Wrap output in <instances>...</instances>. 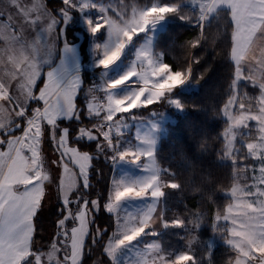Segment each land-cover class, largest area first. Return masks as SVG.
Returning a JSON list of instances; mask_svg holds the SVG:
<instances>
[{
    "label": "snow or ice",
    "instance_id": "snow-or-ice-1",
    "mask_svg": "<svg viewBox=\"0 0 264 264\" xmlns=\"http://www.w3.org/2000/svg\"><path fill=\"white\" fill-rule=\"evenodd\" d=\"M173 18L199 29L187 42L191 50L207 42L213 20L226 21L232 72L219 110L217 156L231 168V183L208 238L200 234L203 212L169 219L161 207L168 190L184 191L178 174L157 161L164 114L141 121L134 140L125 131L137 120L133 110L161 102L185 109L180 96L196 79L201 57L190 51L185 65L174 68L155 50ZM76 19L87 33L86 65L66 37ZM258 41H264V0H60L56 9L47 0H0V264H86L95 245L107 258L95 264H214L217 241L230 253L225 264H264V44ZM85 67L98 70V79L81 107ZM101 156L114 171L130 165L140 174L113 175L107 195L93 198L91 174ZM52 187L55 232L37 246L36 221ZM133 202L140 205L129 211ZM101 210L112 217L111 234L96 224ZM169 229L185 233L182 247L146 239Z\"/></svg>",
    "mask_w": 264,
    "mask_h": 264
},
{
    "label": "trees",
    "instance_id": "trees-1",
    "mask_svg": "<svg viewBox=\"0 0 264 264\" xmlns=\"http://www.w3.org/2000/svg\"><path fill=\"white\" fill-rule=\"evenodd\" d=\"M47 4L49 8L56 9L60 7V0H47ZM225 26L224 19L213 20L205 29L207 42L199 50H191L187 47V42L198 34L199 29L173 18L167 22L164 30L158 33L155 41V50L162 52L165 62L174 68L185 65L190 51H196L201 57L200 64L193 69L196 79L180 96L185 105L184 111L180 112L172 108L166 110V117L170 120L164 122L166 131L158 140L156 157L161 167L171 168L178 174L184 186L183 193L168 190L166 205H161L167 209L166 217L171 219L175 215H183L189 211L203 212L205 219L200 233L202 238L211 236V217L217 208L222 210L228 203L222 193L231 183V168L227 163H221L217 156L221 148L219 135L224 128L219 110L228 98V85L232 72L227 58L228 44L223 39ZM77 32L81 34L78 26L67 25L68 41L80 44L85 60L84 45L87 41L86 38L79 39ZM88 85L90 82L85 80L83 90L77 99V104L81 107L85 103L83 91ZM248 91L253 95L258 94V90L250 87ZM161 103L150 105L138 112L150 114L154 110L161 109ZM112 173L111 163L106 162L103 156L94 161V171L91 174L93 198L96 194L107 195ZM194 186H199L201 191L194 193L192 191ZM57 209L58 201L55 199L53 206L45 203L42 212L38 215L35 236L37 246L41 244L46 246L52 237L48 234L51 230L55 232L54 221L58 215ZM96 224L101 228H108V234H111L114 227L112 217L103 210L96 214ZM184 235L182 230L169 229L162 236L153 239H158L163 247L171 249L183 246L184 241L181 237ZM94 248L91 256L86 258V264L95 257L103 258L101 246L95 245ZM228 255L230 253L226 252L224 245L219 241L215 242L214 264H225Z\"/></svg>",
    "mask_w": 264,
    "mask_h": 264
},
{
    "label": "rangeland",
    "instance_id": "rangeland-1",
    "mask_svg": "<svg viewBox=\"0 0 264 264\" xmlns=\"http://www.w3.org/2000/svg\"><path fill=\"white\" fill-rule=\"evenodd\" d=\"M68 25H69V26H72V27H74V26H78V28H79L81 34L78 33V32H77L76 34H77V36L79 37V39H81V38H86L87 43H85V45H84V51L87 52V48H88L87 33L84 31V29H83V27H82L80 21H79L78 19H76V20H74L73 22L69 23ZM165 25H166V24H165ZM165 25L162 27L161 31L164 30ZM161 31H160V32H161ZM257 43H258V44H264V41H258ZM85 54H86V53H85ZM87 63H88V61H87ZM85 68H86L85 71L90 70V71H93V72H94V74L92 75L93 78H94L93 81L98 79V76H97V72H98V70L94 71V70L91 69V68H88V67H85ZM83 72H84V71H83ZM93 81H92V79H91V81H90V85H88V87L91 86V84L93 83ZM185 91H187V90H185ZM161 106H162L163 109H162V108H161V109L159 108V110H157V111L154 110L153 112H156V113H163L164 116L166 117V113H167L166 110H168L169 108L175 109V108L170 107L169 105H167L166 102H162V103H161ZM139 110H142V109H139ZM139 110H137V111H139ZM153 112H151V114H152ZM177 112H178V111H177ZM138 113H139V112H137V114H138ZM150 118H151V117L149 116V113H145V114L139 113V120H138L137 122H132L131 120L129 121V123L131 124V127H130L129 129L125 130V131H126V136H127L128 138H131V139L134 140L135 132H136V126H137L138 124H140L141 121H145V122H146V121H148ZM167 120H170V118H167V117H166V119H165L164 122H166ZM144 130H146V128H145ZM124 172H127V173H129L130 175H138V174H140V173L138 172V170L135 169L134 167H132V166H130V165H122L120 168L116 169L115 171L113 170L112 176L115 175V174H123ZM46 205H49V203H46ZM51 205L53 206V203H52ZM139 205H140V202H133L132 204H130V205L128 206V210H129V211H134L135 208L138 207ZM157 227H158V225H157ZM53 233H54V230H51L50 233H49L48 235H49V236H52ZM146 239H148V240H152L153 237H147ZM93 248H94V246L92 247V251H93ZM94 249H95V248H94ZM92 251H91V252H92ZM90 256H91V254H90L88 257H90ZM94 256H95V254H94ZM88 257H87V258H88ZM101 259L107 261V258H106V257H103V258H99V257L96 258V257H95V258H94L89 264H95V262H97V261H99V260H101Z\"/></svg>",
    "mask_w": 264,
    "mask_h": 264
},
{
    "label": "crops",
    "instance_id": "crops-1",
    "mask_svg": "<svg viewBox=\"0 0 264 264\" xmlns=\"http://www.w3.org/2000/svg\"><path fill=\"white\" fill-rule=\"evenodd\" d=\"M75 44H77L79 47H80V44L79 43H75ZM81 57H82V61H83V63L86 65L87 64V59H85L84 60V56L82 55V52H81ZM85 69L86 68H83L82 69V80H83V86H84V81L85 80H87V81H91V79H92V81H93V76L92 75H90L89 73H87L86 71H85ZM84 71V72H83ZM39 86H42V84H40ZM83 86H82V88H83ZM87 89H88V87L83 91V97H84V95H85V92L87 91ZM80 96V93H79V95H78V97ZM78 97H77V99H78ZM134 112H136V115H137V120L135 121V122H137L138 120H139V113L137 114V110H133ZM149 116L151 117V113L149 114ZM130 121V120H129ZM65 122H67V121H65ZM86 123H87V120H86ZM49 155H51V153H49ZM53 167H55V166H53ZM112 178V177H111ZM111 181V180H110ZM51 187V186H50ZM48 196H49V199L46 201V203H50V204H52L53 202H55V199H56V195H55V189H54V187H52L51 188V191L48 193Z\"/></svg>",
    "mask_w": 264,
    "mask_h": 264
},
{
    "label": "built area",
    "instance_id": "built-area-1",
    "mask_svg": "<svg viewBox=\"0 0 264 264\" xmlns=\"http://www.w3.org/2000/svg\"><path fill=\"white\" fill-rule=\"evenodd\" d=\"M86 72L89 73L90 75H93L94 74V72L93 71H90V70H87Z\"/></svg>",
    "mask_w": 264,
    "mask_h": 264
}]
</instances>
